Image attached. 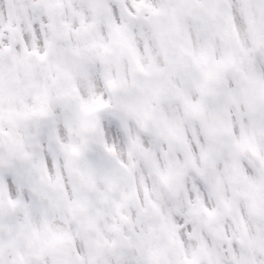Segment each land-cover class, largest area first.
I'll list each match as a JSON object with an SVG mask.
<instances>
[{
	"label": "clouds",
	"instance_id": "clouds-1",
	"mask_svg": "<svg viewBox=\"0 0 264 264\" xmlns=\"http://www.w3.org/2000/svg\"><path fill=\"white\" fill-rule=\"evenodd\" d=\"M0 264H264V0H0Z\"/></svg>",
	"mask_w": 264,
	"mask_h": 264
}]
</instances>
